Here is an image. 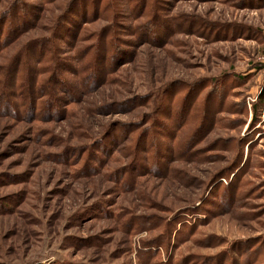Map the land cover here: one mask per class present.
I'll use <instances>...</instances> for the list:
<instances>
[{
    "label": "rangeland",
    "instance_id": "374dc122",
    "mask_svg": "<svg viewBox=\"0 0 264 264\" xmlns=\"http://www.w3.org/2000/svg\"><path fill=\"white\" fill-rule=\"evenodd\" d=\"M42 1L48 19L77 3L86 24L79 48L75 28L60 44L65 114L40 117L24 99V112L0 111V264H142L149 252L147 264H264V0ZM108 30L113 58L91 40ZM111 100L142 106L110 114ZM142 131L161 166L119 186ZM119 214L154 227L126 235Z\"/></svg>",
    "mask_w": 264,
    "mask_h": 264
},
{
    "label": "trees",
    "instance_id": "16d2710c",
    "mask_svg": "<svg viewBox=\"0 0 264 264\" xmlns=\"http://www.w3.org/2000/svg\"><path fill=\"white\" fill-rule=\"evenodd\" d=\"M38 1L40 2V5L34 6V10H32V12H27L26 7L29 5L23 4V6H21V3H18L19 0L11 1L7 6H5V16L2 19L0 18V58H6L5 56L8 50H15L13 52V57L10 59H4L5 61L7 60V63L0 66V106L3 108V110L0 111L5 114H9V112L15 114L16 111L24 112L25 105H19V101L24 99L28 103V105H26V111H38L36 108L42 105L44 112L41 114L38 113L40 117H46L48 119L55 120L61 114H65V111L61 108V105L63 106L64 104L66 107L69 106L63 101L62 98L58 97L60 92L67 89L68 84L65 82L64 75L62 73V70L65 66L64 62L61 59H58V56L64 54L61 51L62 49L60 46L62 45L60 44H64L65 38L63 35L70 33L71 28H75L76 32L73 34L71 33V38L75 42L74 46L77 48L80 47L79 44L83 42L81 40V31L83 30L82 26L86 24L87 16L85 9L82 10L81 14L79 13L78 9L76 8L77 3L74 2L73 5H67L63 7V9H65L61 15L53 19H48V17L46 18V15H50V8L47 6H50L51 3L49 4V1L48 3H45L42 0ZM105 1L107 4H109V2L113 0ZM151 12L153 11L151 10L150 14ZM39 16H41L40 19H38ZM113 18L114 17L110 18L111 24H113ZM46 20V25L48 26H43L40 24H45ZM157 21L159 20L155 21L156 26L158 25L162 27V23ZM29 32L39 33L36 34L32 39H28L30 40L29 42L16 46V44L19 43L20 38ZM91 38L92 42L98 44L96 47L97 49L99 46H102V44L106 46L105 42L108 41V44L110 43V45H108V49L110 47L108 55L111 56V58L116 56L112 51V48L118 45H115L116 39L114 32L110 30L105 32L100 31L93 36L91 35ZM31 52L35 55H32ZM36 58L38 61L35 60ZM52 68V74H54V79H52V81L56 84L54 88L47 85L49 82L48 80L42 79V77H44L47 73H51ZM107 76L108 74H106V76L104 75L105 78H107ZM46 91L48 93H45ZM80 94H83V92ZM67 96H69V93ZM112 98L116 99L114 96ZM44 99L46 100L43 101ZM136 101L117 102L115 100H111L110 105H107L106 107L104 106L102 108L105 111H110V114H115V112H118V114L121 112L124 113L130 111V109L134 107L142 106L138 100ZM257 103H262L264 105V85L260 89V92L257 96ZM254 106L255 104H253V107ZM151 127L156 128L155 123H153ZM117 128H119V130L127 129L124 127ZM129 132L131 131L129 130ZM144 133L145 132L142 131L141 134L138 135L137 140L134 137L128 138V142L131 144L130 157L132 158V163L129 167L116 174L119 178V181L121 180V182L118 181L119 186L121 183L123 187L134 184L136 176L133 174V172L139 175L140 173H144L145 171L151 169L148 168L149 165L147 161H153L151 166L157 169L161 166L160 154H162L163 149L160 147L158 142H154V145L151 147V153L153 156L149 157L150 149L147 150V148L144 149V147H142L143 142L146 140V135ZM87 168H89V166H87ZM115 219L117 222H121L124 225V231L126 232V235L130 236H133L139 232H146L147 230H151L154 227L144 218H135L126 216V214H119L115 216ZM158 242L156 239L152 241V244H157V246L162 244V240H159ZM251 250L252 248L248 251L245 248L240 251L242 253L239 255L238 259L246 256ZM152 254L155 253L149 252L148 256L142 258L140 262H142V264H147L149 259H153V256H151ZM225 257L231 261V263L232 260H234V258L228 254H225ZM149 264H151L150 261ZM154 264L161 263L156 262ZM204 264H209V262H204Z\"/></svg>",
    "mask_w": 264,
    "mask_h": 264
}]
</instances>
